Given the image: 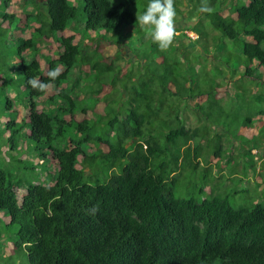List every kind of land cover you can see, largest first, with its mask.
Segmentation results:
<instances>
[{
  "label": "trees",
  "instance_id": "1",
  "mask_svg": "<svg viewBox=\"0 0 264 264\" xmlns=\"http://www.w3.org/2000/svg\"><path fill=\"white\" fill-rule=\"evenodd\" d=\"M13 1L0 0V212L16 228L14 247L24 251L27 264H264V207L236 209L218 196L197 202L175 196L168 186L180 160L188 168L197 164H191L199 154L189 142L203 128H186V109L207 121L214 104L264 116L254 76L264 68V0L189 1L212 8L198 14L218 33L203 38L207 33L193 28L203 60L209 46L221 43L236 53L241 69L230 74L211 57L208 72L196 53L195 63L184 58L193 76L175 48L162 52L153 40L141 42L136 61L121 57L125 40L143 32L134 10L139 0H19L30 10L27 39L9 11ZM148 3L142 1L139 13ZM68 28L81 31L77 42L74 34L63 36ZM49 41L59 51L43 53ZM107 46L116 52L109 55ZM52 69L60 75L50 82ZM33 77L50 87L33 89ZM249 86L258 93H247ZM50 90L56 93L47 96ZM231 90L236 100H228ZM171 112L176 115L167 116ZM157 125L174 128L161 141ZM220 150L218 145L212 155L222 162ZM167 152L175 155L157 163ZM79 160L89 168L88 178L77 168ZM101 171H107L104 179ZM20 184L25 187L18 197Z\"/></svg>",
  "mask_w": 264,
  "mask_h": 264
},
{
  "label": "rangeland",
  "instance_id": "2",
  "mask_svg": "<svg viewBox=\"0 0 264 264\" xmlns=\"http://www.w3.org/2000/svg\"><path fill=\"white\" fill-rule=\"evenodd\" d=\"M16 1L18 2L19 0ZM142 1L145 2L146 0H139L134 8L137 12L135 13L137 17L140 14L139 8L143 6ZM189 1L191 0H175L177 6V9L175 8L177 13L175 17V29L177 30V34L175 35L172 44L162 52H169V49L175 48L178 51L176 56L183 60L185 67L184 70L186 71L185 73L187 74L188 72L189 76H193V68L187 69V59H184L188 58L190 62L195 63L196 58L194 56L196 53H202L201 48H198L196 44V41L200 39L198 37L199 35H197V32L193 28L196 26L198 31L207 33V35H203V38L208 36L210 39L218 33L212 30L207 18L198 14L199 4L194 2V5H189ZM17 2L13 1L10 3L9 11L18 16L19 21L17 25L22 29L18 34L24 39H27L29 38V34L25 26L27 22L25 16L30 10L29 8H26L25 5ZM219 4L220 1H218V4L216 5L217 8H220ZM77 19L79 20V16ZM149 28L150 26H142L143 32L138 33L139 35L135 34L134 37L125 40V45L118 48L121 57L136 61L134 53L137 51V47H140L141 42L151 44L150 40H152V38ZM68 29L69 30L66 31L68 33H64L63 36H71L74 34L73 37L77 42L79 36H81V31L78 29ZM185 31L191 33L192 38L186 35ZM183 35L188 37L190 41ZM5 43L9 44L8 38L7 41L5 40ZM86 43L87 45H90L92 41H86ZM11 44H9V46ZM158 49L160 50V48ZM158 49L153 47V51L157 50L159 53L160 51ZM106 50L109 55H113L117 49L115 46H107ZM208 50L209 56L207 57V60H203V56L206 57L207 55L202 53V59L199 61L201 63L204 62L203 64L205 66L209 64L206 66L208 72L213 65V57L216 59V65H222L230 74H233L240 69V63L237 60L236 53L231 51L229 46L220 43L217 47L213 45L209 46ZM42 51L47 55H51L54 52L59 51L58 44L54 41H49L42 47ZM170 54L172 55L173 53L170 52ZM9 55L13 56L12 50H9ZM170 57L172 58V56ZM160 60L161 58L159 61ZM121 63L125 69L127 67L125 61L121 60ZM200 66V64H196V67ZM87 71L88 69L85 67L84 72ZM261 73L264 75V68L260 70L258 69L257 71L255 70L254 74L257 76H254L258 78L256 84L258 87L257 89H260L264 94V77H260ZM244 83V81L240 82V84ZM223 87L225 88L224 85ZM230 87L231 86H229V89ZM245 89L247 90V88ZM257 89L249 86L247 93L251 91L252 93L257 94ZM121 91L124 93L123 90ZM109 92L111 94L118 93L114 90H110ZM55 93V90H50L47 96H51ZM227 93L228 100H236V98H233L232 90L229 92L227 91ZM203 100V98H200L196 100V102L202 103ZM225 104L223 107L226 106ZM214 106L215 108H213L210 111V114H208L210 116L208 121L195 114L191 108L184 111L186 128L190 130L196 127L203 128L198 136L189 142L190 147H196V152L199 155L197 160L193 159V157L190 158L192 165L197 163L194 168L184 167L182 160H180L177 169L178 174L176 175L177 179L175 180L174 185L169 184L168 186L173 189L175 196L185 199H194L197 202H201L205 198L218 196L226 199L228 204L236 209L256 203L264 207V116L253 117L250 115L251 112L241 109L236 104L230 106L228 109L226 106L224 110L218 109L216 104H214ZM118 112L123 113L125 111L118 110ZM243 112H247L248 114L245 115ZM174 115H176L174 112L167 114L169 117H174ZM78 120H81V117L78 118ZM207 122H211L213 126L204 125L208 124ZM156 128L161 135L160 140L163 141L165 135L169 133L174 126L169 127L168 125H157ZM259 133L261 135L258 138L253 142H248L250 139H254L252 137H257ZM94 134L100 136L102 139L105 138L104 133L95 132ZM208 139H211L212 141H209ZM181 142L182 141H178V146H180ZM209 143L210 145H208ZM214 143H217L223 149V151L220 150L221 155L219 157L222 162L212 155L214 150L218 147V145ZM229 145H232V147H229ZM249 149L253 150L248 152ZM172 155L174 156L175 154H169L167 152V157L161 156V158L156 159V162H165L166 160L171 159ZM126 163L127 160L122 161L121 164L117 163L116 167L112 169L113 172L116 174L119 173V167H123ZM77 168L83 171L85 178L89 177V168L84 166L80 160L78 161ZM98 169L101 170L102 167H99ZM98 173V177L104 179L107 171H101ZM25 183L29 185L33 184L34 181H26ZM24 187L25 185L20 184V186L15 189L18 197L24 192ZM8 223L7 215L4 212H0V264H27L24 251L22 249L17 250L14 247V242L16 241L14 232L16 228L9 226Z\"/></svg>",
  "mask_w": 264,
  "mask_h": 264
},
{
  "label": "clouds",
  "instance_id": "3",
  "mask_svg": "<svg viewBox=\"0 0 264 264\" xmlns=\"http://www.w3.org/2000/svg\"><path fill=\"white\" fill-rule=\"evenodd\" d=\"M201 13H210L212 8L207 3L202 4L199 8ZM176 9L174 7V0H149L146 10L137 17L141 26H150L151 38L153 42L157 43L162 50L167 49L173 42L175 37V17ZM60 75L59 69H52L47 72L50 82L56 80ZM50 82L45 83L38 81L36 78H29L28 84L40 92H44L50 87Z\"/></svg>",
  "mask_w": 264,
  "mask_h": 264
},
{
  "label": "bare ground",
  "instance_id": "4",
  "mask_svg": "<svg viewBox=\"0 0 264 264\" xmlns=\"http://www.w3.org/2000/svg\"><path fill=\"white\" fill-rule=\"evenodd\" d=\"M185 32H186V31H185ZM186 35H188V36H189V35H191V33H188V32H186ZM191 36H192V35H191Z\"/></svg>",
  "mask_w": 264,
  "mask_h": 264
},
{
  "label": "built area",
  "instance_id": "5",
  "mask_svg": "<svg viewBox=\"0 0 264 264\" xmlns=\"http://www.w3.org/2000/svg\"><path fill=\"white\" fill-rule=\"evenodd\" d=\"M189 36H190V38H192L191 35H189Z\"/></svg>",
  "mask_w": 264,
  "mask_h": 264
},
{
  "label": "crops",
  "instance_id": "6",
  "mask_svg": "<svg viewBox=\"0 0 264 264\" xmlns=\"http://www.w3.org/2000/svg\"><path fill=\"white\" fill-rule=\"evenodd\" d=\"M65 33H68V32H65Z\"/></svg>",
  "mask_w": 264,
  "mask_h": 264
}]
</instances>
